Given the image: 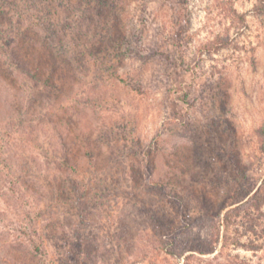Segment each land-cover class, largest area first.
Returning <instances> with one entry per match:
<instances>
[{
	"label": "rangeland",
	"instance_id": "1",
	"mask_svg": "<svg viewBox=\"0 0 264 264\" xmlns=\"http://www.w3.org/2000/svg\"><path fill=\"white\" fill-rule=\"evenodd\" d=\"M256 3L132 0L118 23L93 13L89 25L80 14L91 42L72 46L74 72L62 63L43 112L7 138L10 159L28 162L33 185L19 189L18 201L0 175V264H264V250L222 238L207 254L168 251L172 231L189 224L176 237L184 249L243 189L264 192V15ZM125 33L132 50L108 51ZM218 36L230 48L205 53ZM41 70L47 77L49 66ZM31 87L39 84L14 90L0 80V106L26 105ZM29 231L43 236L47 257L34 254Z\"/></svg>",
	"mask_w": 264,
	"mask_h": 264
},
{
	"label": "trees",
	"instance_id": "2",
	"mask_svg": "<svg viewBox=\"0 0 264 264\" xmlns=\"http://www.w3.org/2000/svg\"><path fill=\"white\" fill-rule=\"evenodd\" d=\"M93 1L97 6L93 7L91 5ZM129 1L0 0V80L14 90L20 87L26 88L29 80L36 81L39 84V87L30 88L31 92L26 105L23 102L16 103V100H11L7 109L3 110L0 106V110L3 111L0 113V175L3 172L6 178L10 177L6 190L18 196V201L24 196L19 189L26 187V191L29 192L31 190L30 183L33 185V181H31L32 179L29 180L30 176L27 174V164L25 163L28 162L22 160L15 163L10 159L9 144L11 143L7 142V138L12 136L11 131L16 130V127L25 126L30 116L36 119L35 115L46 107L47 100L44 102L42 100L46 98L45 90L58 89L57 79L62 63L68 65L67 69L69 71L74 72L75 62L71 60L75 56L76 50L72 46L79 48L82 43L88 46L91 42L88 40L89 34H87V31H83L86 24L83 23L84 18H81L80 14L86 12L88 25L92 21L93 13L99 14L101 18H104V13L111 14L116 19V12L122 13L124 6ZM256 2V14L259 16L264 15V0H256ZM92 8H97V10L93 11ZM239 17L245 21L244 16L239 15ZM105 22L109 24L106 17ZM116 22L118 23L117 19ZM116 28L114 23L112 30ZM103 35L105 36V34H102V37ZM130 38L126 33L116 40L114 38L113 43L115 44H110L108 51L120 50L122 48L121 44L127 46V51H131L133 41ZM230 46L231 43L228 39L218 36L215 42L204 48V52L209 55H216L228 50ZM32 53L38 60L37 65L34 61L36 59L31 56ZM68 55L70 61H67ZM47 57L53 60L51 64L45 61L46 64L44 62V65H41ZM2 58L5 62L2 61ZM41 66L42 68L49 66L47 77L42 78L40 76ZM20 78H23L22 82L19 80ZM36 88H38L37 91ZM8 118L13 119H9V126L5 127V131H2L1 125ZM44 121L46 120L43 118L39 123ZM52 122L54 121L50 119L49 123L52 124ZM258 134L264 138V127L258 131ZM7 146L9 148H6ZM261 147L264 151V139ZM87 157L93 158V154L89 149L87 150ZM66 164L72 166L70 162ZM14 165L18 173L14 170ZM55 180L58 181V177ZM154 185L162 191L165 190V185L161 182H156ZM1 190L3 189L0 188ZM240 195L237 201L227 203L223 207V215H219L217 219H215V216L210 217L212 222L210 233L205 238L191 236L188 239V247L183 249L177 244L176 237H180L186 229L189 230V224H185L183 229L172 231L171 235L174 234L175 238L174 241L169 243V246H171L168 249L169 254L177 258H183L190 251L207 254L212 251L211 247H215L221 242V238L225 244L232 245L234 248L253 252L264 250V192L243 189ZM246 199L250 202V206L244 208L241 202ZM85 216L87 218L89 214ZM33 230L36 231V229ZM27 233L32 235L30 231ZM39 233L36 236H30L29 241L36 256L47 257L45 241Z\"/></svg>",
	"mask_w": 264,
	"mask_h": 264
}]
</instances>
